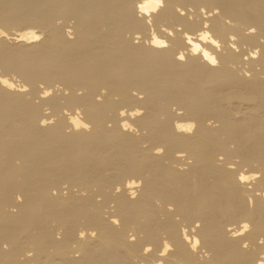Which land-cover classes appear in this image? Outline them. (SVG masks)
<instances>
[{
	"label": "bare ground",
	"instance_id": "1",
	"mask_svg": "<svg viewBox=\"0 0 264 264\" xmlns=\"http://www.w3.org/2000/svg\"><path fill=\"white\" fill-rule=\"evenodd\" d=\"M0 264H264V0H0Z\"/></svg>",
	"mask_w": 264,
	"mask_h": 264
},
{
	"label": "rangeland",
	"instance_id": "2",
	"mask_svg": "<svg viewBox=\"0 0 264 264\" xmlns=\"http://www.w3.org/2000/svg\"><path fill=\"white\" fill-rule=\"evenodd\" d=\"M13 77H14V76H13ZM14 78L16 79L17 77L15 76ZM17 79H18V78H17ZM40 85L43 86V84H40ZM173 108L176 109V107H173ZM43 112L46 113V112H49V110L44 108Z\"/></svg>",
	"mask_w": 264,
	"mask_h": 264
}]
</instances>
